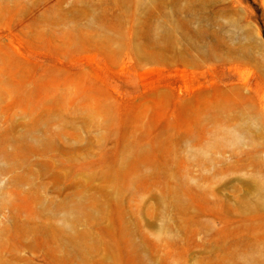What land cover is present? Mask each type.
Instances as JSON below:
<instances>
[{
  "label": "rangeland",
  "instance_id": "obj_1",
  "mask_svg": "<svg viewBox=\"0 0 264 264\" xmlns=\"http://www.w3.org/2000/svg\"><path fill=\"white\" fill-rule=\"evenodd\" d=\"M0 264H264V0H0Z\"/></svg>",
  "mask_w": 264,
  "mask_h": 264
}]
</instances>
